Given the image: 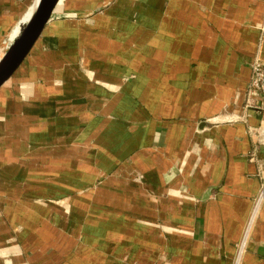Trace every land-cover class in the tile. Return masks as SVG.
<instances>
[{"label": "crops", "instance_id": "0c3cea01", "mask_svg": "<svg viewBox=\"0 0 264 264\" xmlns=\"http://www.w3.org/2000/svg\"><path fill=\"white\" fill-rule=\"evenodd\" d=\"M256 58L264 0H59L0 86V264H264Z\"/></svg>", "mask_w": 264, "mask_h": 264}, {"label": "water", "instance_id": "95a60500", "mask_svg": "<svg viewBox=\"0 0 264 264\" xmlns=\"http://www.w3.org/2000/svg\"><path fill=\"white\" fill-rule=\"evenodd\" d=\"M58 1L36 0L30 18L23 25L13 44L0 58V86L11 76L27 55Z\"/></svg>", "mask_w": 264, "mask_h": 264}, {"label": "built area", "instance_id": "2783aa9c", "mask_svg": "<svg viewBox=\"0 0 264 264\" xmlns=\"http://www.w3.org/2000/svg\"><path fill=\"white\" fill-rule=\"evenodd\" d=\"M254 99L258 101L261 113L259 122L254 127V133L258 141L264 143V61L259 58L254 59L250 65V78L246 90L245 106H251ZM240 117L244 116L234 115L231 116L230 120L236 121ZM259 198H264V182L260 188Z\"/></svg>", "mask_w": 264, "mask_h": 264}, {"label": "rangeland", "instance_id": "374dc122", "mask_svg": "<svg viewBox=\"0 0 264 264\" xmlns=\"http://www.w3.org/2000/svg\"><path fill=\"white\" fill-rule=\"evenodd\" d=\"M110 174L111 173H106L105 174V176H104V178H110ZM128 176V178H130V182L131 183H134V184H136V186H141L142 185V182H141V176L139 175V174H136V173H132V174H128L127 175ZM93 186H91V187H87V188H85L87 191L85 192L86 194H91V193H89V191L88 190H92L93 188H92ZM140 188H142V187H140ZM63 200V199H62ZM61 199L58 201L59 203H60V201H62ZM56 201V200H55ZM64 201V200H63ZM65 208H66V206H64ZM100 235H99V232H97V235L99 236V237H101V239H97V240H103V241H105V240H107L108 239V237L110 236V233H109V230H107V231H100ZM94 235L96 234V233H93ZM78 235H79V233H78ZM78 235H76V236H73V235H71L70 236V240L69 239H62L61 240V238L59 237V236H55V240H58V242L59 241H61V243H63L64 245H72L73 247L76 245V242H78V238H79V236ZM91 243V242H90ZM92 243H94L93 241H92ZM71 246V247H72ZM88 248H90V249H92L93 247L92 246H87ZM70 248V247H69ZM76 249V248H75ZM75 249L74 248H70V249H68V250H71L72 252L73 251H75ZM78 249V248H77ZM59 253H60V251H58ZM63 252H65V250L63 251ZM71 252V253H72ZM66 253V252H65ZM152 264H155V263H152Z\"/></svg>", "mask_w": 264, "mask_h": 264}, {"label": "bare ground", "instance_id": "6f19581e", "mask_svg": "<svg viewBox=\"0 0 264 264\" xmlns=\"http://www.w3.org/2000/svg\"><path fill=\"white\" fill-rule=\"evenodd\" d=\"M30 9V8H29ZM31 11H32V9H30ZM31 11L30 12H28L29 14L27 15V17L25 18V20H23V23L28 19V18H30V16H31ZM22 28V27H21Z\"/></svg>", "mask_w": 264, "mask_h": 264}]
</instances>
